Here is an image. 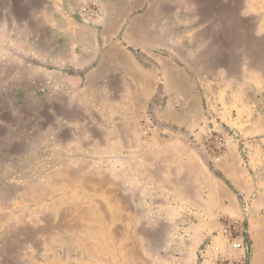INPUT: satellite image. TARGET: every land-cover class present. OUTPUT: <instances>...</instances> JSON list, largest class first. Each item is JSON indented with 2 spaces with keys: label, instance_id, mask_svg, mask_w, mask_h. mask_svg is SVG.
I'll use <instances>...</instances> for the list:
<instances>
[{
  "label": "rangeland",
  "instance_id": "374dc122",
  "mask_svg": "<svg viewBox=\"0 0 264 264\" xmlns=\"http://www.w3.org/2000/svg\"><path fill=\"white\" fill-rule=\"evenodd\" d=\"M219 257L264 264V0H0V264Z\"/></svg>",
  "mask_w": 264,
  "mask_h": 264
},
{
  "label": "built area",
  "instance_id": "2783aa9c",
  "mask_svg": "<svg viewBox=\"0 0 264 264\" xmlns=\"http://www.w3.org/2000/svg\"><path fill=\"white\" fill-rule=\"evenodd\" d=\"M223 227V237L227 242H230L232 247L241 253H243L245 245H244V236L243 233H245V229L243 228L242 222H239L237 218H232L227 220ZM214 251L217 254L221 253V250L219 249V246L216 245L213 247ZM219 264H232L231 261H226L224 258H218ZM239 264H243V260L241 258L238 259Z\"/></svg>",
  "mask_w": 264,
  "mask_h": 264
}]
</instances>
